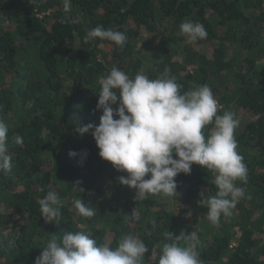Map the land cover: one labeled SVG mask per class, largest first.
<instances>
[{
	"label": "trees",
	"instance_id": "1",
	"mask_svg": "<svg viewBox=\"0 0 264 264\" xmlns=\"http://www.w3.org/2000/svg\"><path fill=\"white\" fill-rule=\"evenodd\" d=\"M260 7V0H70L71 11L65 13L63 0H0V120L9 127L12 158L11 171L0 172V204L6 209L0 214V264H34L53 235L78 230L101 245L111 232L108 245L113 248L125 234H132L145 242L146 257L165 242L164 233L194 230L201 241V264H264ZM186 20L204 25L207 37L195 43L208 42L209 55L178 35ZM98 25L124 32L126 44L86 41L87 31ZM238 48L256 54L240 56ZM113 66L130 76L143 71L150 79L167 69L183 86L181 92L208 85L218 114L248 113L235 130L248 176L246 184H236L246 196L231 216L221 215L216 224L208 221L201 194L211 197L217 189L213 174L197 164L190 174L174 178L176 198L136 201L135 189L119 181L127 173L98 155L90 133L80 136L75 131L79 125L99 124L98 80ZM224 72L232 74L234 84L218 78ZM211 127L205 128L206 135ZM16 136L22 137L21 144ZM70 151L77 155L70 156ZM50 190L63 202L58 223L40 216L37 201ZM78 198L95 209L94 217L75 215L72 201ZM13 214H20L24 223L4 236Z\"/></svg>",
	"mask_w": 264,
	"mask_h": 264
},
{
	"label": "clouds",
	"instance_id": "2",
	"mask_svg": "<svg viewBox=\"0 0 264 264\" xmlns=\"http://www.w3.org/2000/svg\"><path fill=\"white\" fill-rule=\"evenodd\" d=\"M63 11H71L70 0H63ZM178 35L195 43L206 39L207 31L203 24L186 20L179 25ZM96 39L123 47L127 35L98 25L85 36L86 41ZM98 84L96 108L102 109L100 122L79 125L75 131L80 136L90 133L98 155L118 171L127 173L119 181L135 189L136 201L149 196L176 198L174 178L180 173L190 174L192 165L197 164L213 174L217 189L211 197L201 194L208 221L216 224L221 215H232L237 203L246 196L245 189L236 182L246 184L248 179L235 138L239 120L232 111L218 114V102L208 85L181 92L183 86L167 69L150 79L143 71L130 76L116 66ZM114 115L118 118L114 119ZM209 125L212 127L206 135L204 130ZM8 132V125L0 120V172H10L12 168ZM15 141L23 142L20 136ZM69 155L74 157L77 152L70 151ZM37 203L46 222L58 223L63 202L57 192L48 191ZM72 210L78 217L96 215L95 209L81 198L72 201ZM163 235L165 242L146 257L149 249L145 242L132 234H125L113 248L98 244L82 230L67 231L60 237L53 235L34 264H201L197 231H182L180 235L168 231Z\"/></svg>",
	"mask_w": 264,
	"mask_h": 264
},
{
	"label": "rangeland",
	"instance_id": "3",
	"mask_svg": "<svg viewBox=\"0 0 264 264\" xmlns=\"http://www.w3.org/2000/svg\"><path fill=\"white\" fill-rule=\"evenodd\" d=\"M260 4L262 9H264V0H260ZM146 37V35H145ZM186 43H189V41L186 39L185 40ZM142 44V41H140V43L138 44L139 46ZM181 45V42L178 43V46ZM193 49H201L203 52H205L207 55L210 54V44L206 41H203L202 43H194L192 44ZM236 50V49H235ZM153 52V51H150ZM183 53V52H182ZM240 56H250L251 54L254 56L256 54V51H250V50H246V49H239L238 48V52H237ZM183 55H185V53H183ZM183 56H178V60H181ZM222 82H227L229 83V81H231L230 84H234V78L232 76V74L226 73L224 72L222 75H220L218 77ZM217 107H219L217 105ZM248 113L244 110H238V112L235 113V118L238 120H244V118L248 117ZM6 213V209L4 208L3 204H0V214H4ZM24 223V220L21 218L20 214H13L10 216L9 218V222H8V227L4 228L3 230V235L7 236L10 232H16L19 228V226L21 224ZM113 235L111 232H108L105 238V244H109V242L111 241Z\"/></svg>",
	"mask_w": 264,
	"mask_h": 264
}]
</instances>
